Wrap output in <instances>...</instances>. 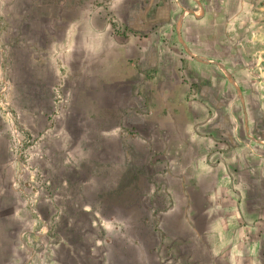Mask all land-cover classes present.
Instances as JSON below:
<instances>
[{
	"label": "crops",
	"instance_id": "crops-1",
	"mask_svg": "<svg viewBox=\"0 0 264 264\" xmlns=\"http://www.w3.org/2000/svg\"><path fill=\"white\" fill-rule=\"evenodd\" d=\"M4 3L0 97L45 87L42 133L66 94L81 204L108 235L124 223L123 263L264 264V0Z\"/></svg>",
	"mask_w": 264,
	"mask_h": 264
},
{
	"label": "rangeland",
	"instance_id": "rangeland-1",
	"mask_svg": "<svg viewBox=\"0 0 264 264\" xmlns=\"http://www.w3.org/2000/svg\"><path fill=\"white\" fill-rule=\"evenodd\" d=\"M24 89L29 91L25 99L1 97L11 118L4 122L0 116V264H124V257L137 258L134 248L118 235L124 234V223L113 221L115 232L108 235L94 222L93 209L81 204L92 200V190L87 183L81 184L84 177L76 172V127L67 137L59 124L66 94L55 90L51 128L36 133L28 129L29 113L35 111L30 108L47 111L48 90ZM57 95L65 98L64 104ZM22 104L27 108L21 113L15 106ZM9 121L21 132L18 143L11 138ZM128 229L140 234L138 228ZM143 240L148 247L154 243L151 238ZM146 259L147 264H159L152 254Z\"/></svg>",
	"mask_w": 264,
	"mask_h": 264
},
{
	"label": "built area",
	"instance_id": "built-area-1",
	"mask_svg": "<svg viewBox=\"0 0 264 264\" xmlns=\"http://www.w3.org/2000/svg\"><path fill=\"white\" fill-rule=\"evenodd\" d=\"M57 96L59 98L58 101H61L60 104H64L66 100H64V102H62V101L65 98H63V96H59V95H57ZM7 105L8 104L5 101H3L0 97V116L4 120V122H6L7 119L11 118V115H10V112L8 110ZM5 125H7V124H5ZM9 126H10V128H8V129H9V133L11 135L12 140H15L18 143L20 140L21 132H19L16 129L13 122H11V121H9V124L7 125V127H9Z\"/></svg>",
	"mask_w": 264,
	"mask_h": 264
}]
</instances>
